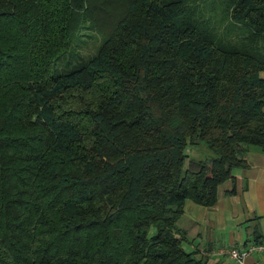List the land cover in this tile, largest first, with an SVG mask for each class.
Listing matches in <instances>:
<instances>
[{
  "label": "trees",
  "instance_id": "trees-1",
  "mask_svg": "<svg viewBox=\"0 0 264 264\" xmlns=\"http://www.w3.org/2000/svg\"><path fill=\"white\" fill-rule=\"evenodd\" d=\"M251 147L264 0H0V264H205L184 202Z\"/></svg>",
  "mask_w": 264,
  "mask_h": 264
},
{
  "label": "crops",
  "instance_id": "crops-1",
  "mask_svg": "<svg viewBox=\"0 0 264 264\" xmlns=\"http://www.w3.org/2000/svg\"><path fill=\"white\" fill-rule=\"evenodd\" d=\"M248 165L235 168L232 178L218 186L217 199L209 206L185 200L177 224L186 231L182 245L196 250L205 264H264V251L237 262L218 249L264 242V151L251 147Z\"/></svg>",
  "mask_w": 264,
  "mask_h": 264
},
{
  "label": "built area",
  "instance_id": "built-area-1",
  "mask_svg": "<svg viewBox=\"0 0 264 264\" xmlns=\"http://www.w3.org/2000/svg\"><path fill=\"white\" fill-rule=\"evenodd\" d=\"M264 242H251L242 246H229L221 247L218 249L219 253H226L232 259L237 262L242 261V259L253 252H263Z\"/></svg>",
  "mask_w": 264,
  "mask_h": 264
},
{
  "label": "rangeland",
  "instance_id": "rangeland-1",
  "mask_svg": "<svg viewBox=\"0 0 264 264\" xmlns=\"http://www.w3.org/2000/svg\"><path fill=\"white\" fill-rule=\"evenodd\" d=\"M222 13V12H221ZM220 11H217L218 19L220 18ZM98 38H89L88 36H83V40L76 43V47L78 45V56L81 55L86 57L91 52L92 48L97 44ZM81 47V48H80Z\"/></svg>",
  "mask_w": 264,
  "mask_h": 264
}]
</instances>
